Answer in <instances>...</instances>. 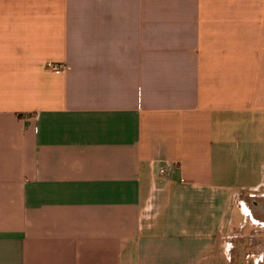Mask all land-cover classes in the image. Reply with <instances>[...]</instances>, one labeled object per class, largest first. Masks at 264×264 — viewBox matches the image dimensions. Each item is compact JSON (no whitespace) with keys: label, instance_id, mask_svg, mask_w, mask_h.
Segmentation results:
<instances>
[{"label":"crops","instance_id":"obj_1","mask_svg":"<svg viewBox=\"0 0 264 264\" xmlns=\"http://www.w3.org/2000/svg\"><path fill=\"white\" fill-rule=\"evenodd\" d=\"M263 187L264 0H0V264H212Z\"/></svg>","mask_w":264,"mask_h":264},{"label":"rangeland","instance_id":"obj_2","mask_svg":"<svg viewBox=\"0 0 264 264\" xmlns=\"http://www.w3.org/2000/svg\"><path fill=\"white\" fill-rule=\"evenodd\" d=\"M261 193L254 199L246 197L247 215L235 217L237 231L222 235L225 250L213 251L212 264H264V187ZM152 207L155 206L148 212Z\"/></svg>","mask_w":264,"mask_h":264}]
</instances>
